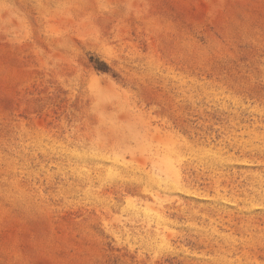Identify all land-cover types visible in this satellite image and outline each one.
Returning <instances> with one entry per match:
<instances>
[{"label":"rangeland","instance_id":"1","mask_svg":"<svg viewBox=\"0 0 264 264\" xmlns=\"http://www.w3.org/2000/svg\"><path fill=\"white\" fill-rule=\"evenodd\" d=\"M0 264H264V0H0Z\"/></svg>","mask_w":264,"mask_h":264}]
</instances>
